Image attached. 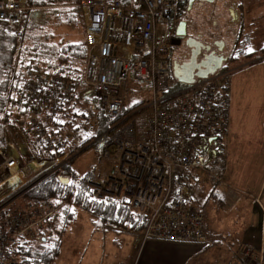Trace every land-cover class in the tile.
I'll use <instances>...</instances> for the list:
<instances>
[{
  "label": "built area",
  "instance_id": "1",
  "mask_svg": "<svg viewBox=\"0 0 264 264\" xmlns=\"http://www.w3.org/2000/svg\"><path fill=\"white\" fill-rule=\"evenodd\" d=\"M141 1V8L124 7L116 0L78 2L85 19L83 77L72 86L38 74L27 88L33 109L25 131L53 151L54 140L38 124L41 108L59 111L62 102L70 107L76 99L86 102L94 97L89 117L102 112L114 119L124 108L129 79L147 86L150 100L143 109L147 111L144 127L137 132L133 115L115 126L119 129L101 146V158L111 168L104 180L93 185L92 199L127 207L130 217H145L144 242L202 244L203 218L199 209L187 206L191 195L184 173L193 169L210 177L216 187L222 185L209 169L222 158L228 133L226 74L216 71L178 87L171 80V39L186 0ZM31 11L26 0H0L4 34L22 37ZM164 26L168 28L160 34ZM67 156L21 165L15 156L0 151V191L16 181L0 199V264H22L9 252L17 239L59 236L64 204L5 207L63 166ZM238 257L231 264H264L262 250L252 245L241 246Z\"/></svg>",
  "mask_w": 264,
  "mask_h": 264
},
{
  "label": "trees",
  "instance_id": "2",
  "mask_svg": "<svg viewBox=\"0 0 264 264\" xmlns=\"http://www.w3.org/2000/svg\"><path fill=\"white\" fill-rule=\"evenodd\" d=\"M79 1L26 0V6L32 11L26 17V28L20 38L6 36L3 32L4 25L0 22V150L11 152L21 165L53 161L68 154L63 166L21 196L29 204H64L59 236L46 240L17 239L11 244L10 254L22 264H53L60 256L63 237L79 209L99 217L105 225L115 224L117 228L135 234L141 232L146 224L143 216L130 217L127 207L93 201V191H89L87 180H76L75 173L69 167L78 155L75 154L76 148L70 146V138L64 135L65 128L74 121L81 123L86 120L97 132V136H93L88 142L96 140L95 143L102 146L119 129L115 126L126 118L128 112L125 108L114 119L102 112L89 117L80 109L83 101L78 99L70 107L62 102L59 111L41 108L38 124L54 140L56 148L53 151H49L42 142L25 131L33 109L27 101V88L38 74L53 83L58 82L57 80L69 81L72 86L83 77L86 60L83 43L85 26L82 10L77 6ZM116 1L124 7H143L141 0ZM57 27L82 28L81 41L72 43L57 39L54 32ZM235 42L238 43L237 40ZM241 46L234 44L230 57H240ZM259 54L264 56V49ZM176 84L181 86L178 82ZM77 126L78 124L74 132ZM53 129L57 130L56 137Z\"/></svg>",
  "mask_w": 264,
  "mask_h": 264
},
{
  "label": "crops",
  "instance_id": "3",
  "mask_svg": "<svg viewBox=\"0 0 264 264\" xmlns=\"http://www.w3.org/2000/svg\"><path fill=\"white\" fill-rule=\"evenodd\" d=\"M228 4L233 33L228 48L223 41L224 53L229 55L223 69L229 86L228 133L224 154L212 166L216 171L213 176L222 185L216 187L205 175L224 213L223 222L214 226L210 215L203 219L202 244L144 242L142 231H126L127 236H133L126 237L128 246L134 249L129 264H231L245 244L261 249L264 259V56L259 54L264 47L249 52L251 46L247 45L264 35V0H228ZM226 36L229 40L230 35ZM234 44L242 45L240 57H230ZM84 105L83 101L79 106L83 111ZM74 129L68 125L65 137L72 138ZM56 131L53 129L55 137Z\"/></svg>",
  "mask_w": 264,
  "mask_h": 264
},
{
  "label": "rangeland",
  "instance_id": "4",
  "mask_svg": "<svg viewBox=\"0 0 264 264\" xmlns=\"http://www.w3.org/2000/svg\"><path fill=\"white\" fill-rule=\"evenodd\" d=\"M228 5V0H214L202 6H186L179 22H187L190 27V33L204 43L211 44L213 41L223 43L225 41V47L228 48L233 40V33H231L232 29L230 28L232 11ZM167 28L165 26L161 27V33H164ZM82 31L83 29L80 27L72 29L57 27L54 30L57 39L72 43L81 41ZM226 34L230 35L231 40H226ZM243 45L246 46V43ZM247 45L251 46L249 48L253 50H256V47L259 49L263 48L264 35L256 37L251 44ZM225 47L223 51H225ZM173 51L177 52L178 49L173 48ZM171 80L174 81L172 74ZM146 87L129 79L124 90V108L128 112L125 119L139 113L131 119V121H135L137 132H141L147 117V111L143 110L147 107L150 100ZM93 100L94 97H91L83 106L84 112L89 113L88 116H90L89 111ZM77 124V130L72 133V138L69 139V142L71 148H76L75 154L78 156L74 158L69 167L75 173L76 180H87L89 191L92 192L94 189L93 185L104 180L109 173L111 163L101 158L100 143H95L96 140L88 142L93 136H97L95 129L90 127V123L86 120L81 121V123L80 121H74L72 126L75 127ZM5 154L12 155L11 152H5ZM209 171L211 175L216 174L214 167L210 168ZM184 182L191 195V201L187 206L199 209L204 221L210 215L214 226L222 223L224 213L214 200L213 191L210 190L211 181L204 174L190 169L184 173ZM13 188V185H8L2 189L0 191V199ZM28 204L22 197L16 198L5 209H24ZM126 233L125 230L117 228L115 224L105 225L99 217L84 209H79L75 220L69 225L63 237L61 255L53 264H129L131 262L129 258L130 256L132 257L134 249L128 246L126 237L133 239V236H127L128 234Z\"/></svg>",
  "mask_w": 264,
  "mask_h": 264
},
{
  "label": "flooded vegetation",
  "instance_id": "5",
  "mask_svg": "<svg viewBox=\"0 0 264 264\" xmlns=\"http://www.w3.org/2000/svg\"><path fill=\"white\" fill-rule=\"evenodd\" d=\"M188 2L189 0H186V6H188ZM198 4L199 6H202L204 4H207L205 2L200 3L199 0H193L192 2V6ZM184 22V21H182ZM186 23V34L185 36H183L182 38H176L175 34L172 37L171 41L176 38L177 41L180 42V45L178 47H173L172 46V59L170 61V69H171V74H172V69L173 66L176 65L177 66V73L181 76V77H187L188 76V71L186 68H182L183 65L187 64L190 61L191 58V54L193 52L192 49H190L188 46L190 44H194L192 41L189 42L190 39L195 40L196 42L202 44V47L200 48L199 51V55L196 57V64H200L201 62H205L206 59L208 58L209 62H218L217 60H219V58L223 59V62L220 65L219 70L220 71L222 69L225 68V64L227 63V61L229 60V55L227 56L226 54H224L223 51V43L220 41H213L211 44L208 43H204L203 41L197 39L196 37H194L190 31H189V26ZM177 29V27H176ZM176 32V30H175ZM222 47H221V46ZM221 47V49H220ZM173 48H177L178 51L174 52ZM187 50V52H186ZM209 69H212L211 67H209ZM202 70V69H200ZM196 73V71L194 72V74ZM194 80H196V78L194 77Z\"/></svg>",
  "mask_w": 264,
  "mask_h": 264
},
{
  "label": "water",
  "instance_id": "6",
  "mask_svg": "<svg viewBox=\"0 0 264 264\" xmlns=\"http://www.w3.org/2000/svg\"><path fill=\"white\" fill-rule=\"evenodd\" d=\"M214 0H199L200 3H211ZM193 0H189L188 6L192 5ZM186 34V23L185 22H180L177 26L176 32H175V37L176 38H182ZM174 38L171 41V46L173 47H178L180 45V42L177 41V39ZM192 41L194 44H190L188 47L193 50L191 54L190 61L183 65L182 68H186L188 71V76L187 77H181L177 73V66L174 65L172 69V77L174 80H176L180 84H185V85H190L194 82V77L196 79H205L209 75L214 74L217 70H219L221 63L223 62V59L219 58L217 60L218 62H209L208 58L206 59L205 62H201L200 64H196V57L199 55L200 48L202 47V44L196 42L195 40L190 39L189 42ZM221 46V45H220ZM222 47V46H221ZM220 47V49H221ZM211 67L212 69H209ZM202 69V70H200ZM196 73L194 74V72ZM77 155V154H76ZM16 181L10 182V185H14Z\"/></svg>",
  "mask_w": 264,
  "mask_h": 264
},
{
  "label": "snow or ice",
  "instance_id": "7",
  "mask_svg": "<svg viewBox=\"0 0 264 264\" xmlns=\"http://www.w3.org/2000/svg\"><path fill=\"white\" fill-rule=\"evenodd\" d=\"M249 52H251L252 51V49L251 48H249V50H248Z\"/></svg>",
  "mask_w": 264,
  "mask_h": 264
}]
</instances>
